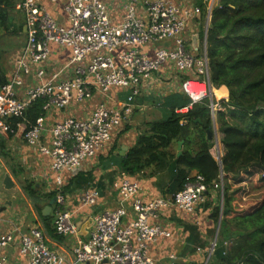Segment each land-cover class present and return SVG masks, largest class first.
Returning a JSON list of instances; mask_svg holds the SVG:
<instances>
[{"label": "built area", "instance_id": "1", "mask_svg": "<svg viewBox=\"0 0 264 264\" xmlns=\"http://www.w3.org/2000/svg\"><path fill=\"white\" fill-rule=\"evenodd\" d=\"M47 3L55 6L54 12ZM16 8L24 17L26 41L14 57L12 74L0 87V132L13 133L10 120L24 118L28 106L43 99V113L33 122L25 121L22 138L47 166L45 191L56 192L55 231L75 236L72 252L80 263L155 264L149 244L170 232L154 220L169 206L192 212L204 202L208 187L202 175L187 177L184 187L170 198L159 195L143 200L139 183L125 171H117L112 187L118 203L96 214L86 239L76 236L72 218L94 205L99 192L96 188L82 191L77 204L66 210L62 190L97 153L110 148L133 111L135 98L152 84L160 86L161 78L169 80L168 91L185 93L189 105L208 98L210 114L215 116L221 98L214 99L215 86L209 78L208 25L200 55L186 46L182 35L188 21L201 15L200 7L188 0H21ZM54 54L62 56L56 67ZM86 100L94 101L84 109ZM72 106L75 111L60 114L49 130L45 128L47 111L66 112ZM221 156L216 154L218 162ZM212 187L223 194L222 173ZM128 204L134 216L126 222ZM47 240L38 225L20 234L17 250L22 264H64L65 257ZM13 242L12 233L1 234L0 255Z\"/></svg>", "mask_w": 264, "mask_h": 264}, {"label": "trees", "instance_id": "2", "mask_svg": "<svg viewBox=\"0 0 264 264\" xmlns=\"http://www.w3.org/2000/svg\"><path fill=\"white\" fill-rule=\"evenodd\" d=\"M11 1L0 0V33L6 28ZM207 1L196 0L202 14ZM206 53L211 84L228 89L227 99L220 100L221 107L216 111L223 146L220 162L209 151L213 145L210 100L202 99L187 111L176 112L174 109L186 105L188 98L170 93L164 98H153L163 117L151 122L148 131L138 134L135 144L119 158L118 166L133 174L157 161L173 138L188 144L189 133L193 132L198 149H187L174 160L176 190L184 187L188 177L180 165L202 175L207 191L221 173L224 181L222 206H215L211 214L215 224L221 219L217 239L206 262L201 264H264V0H215L206 32ZM6 81L0 69V87ZM42 104L43 99L39 98L28 106L24 118H12L13 133L9 135L16 132L17 122L35 121L43 113ZM255 177L254 185L260 194L252 200L246 181ZM23 189L37 198L33 183L25 184ZM55 194L50 191L41 195L49 200ZM54 209L46 216L40 215V220L48 237L61 241L63 235L52 225Z\"/></svg>", "mask_w": 264, "mask_h": 264}, {"label": "crops", "instance_id": "3", "mask_svg": "<svg viewBox=\"0 0 264 264\" xmlns=\"http://www.w3.org/2000/svg\"><path fill=\"white\" fill-rule=\"evenodd\" d=\"M20 1L21 0L11 1V7L7 12L6 28L3 30L4 33H0V44L4 43L0 46V69L6 79L12 74L14 57L26 41L24 17L16 8ZM177 1L182 3L187 2V0ZM188 1L199 6L195 0ZM46 6L53 12L55 11V6L53 4L47 3ZM208 10L209 5L207 1L205 13L202 14L203 12H201L200 16L189 20L182 34L186 41V46L197 55H200L203 50L204 30L206 24H208L206 17ZM58 19H61L60 15ZM18 33H21L22 40L17 36ZM20 41H23L22 44ZM8 45L12 46L10 47V51L2 49V46L5 48ZM53 49L55 48L53 47ZM51 58L53 67H56L55 64L62 60V56L57 54H54ZM161 79H164V82L162 83L160 81V86L156 87L152 84L146 88V91H142L141 94L136 97L141 100V104H136V102H134L133 111L143 110L148 107L147 101L154 102L153 98H164L170 93L181 94L188 98L187 104L179 107L183 108L187 106L183 112L191 108L193 104L189 105L190 99L185 93L179 89L168 91L166 86L169 84V80L166 78ZM26 81V84H30V78H26ZM177 81L178 78L176 79V82ZM213 93L214 99H227L228 89L225 85H221L218 88L214 87ZM96 99L98 100L97 97ZM93 101L94 100H86L82 104V107L84 109L90 107ZM152 107L158 111V116H150L151 120H146L144 118L145 116H129L126 121V125L129 124V126H127L122 133L119 134L122 129L116 133L110 148L97 153L71 180H69L70 182L68 181L69 184L64 193L65 200L62 205L66 210L72 209L77 204V198L82 191L89 188H96L99 192V198L94 205L85 207L84 210L72 218L74 223L78 221L75 223L77 227L76 236L78 238L86 239L88 237L97 213L105 209L114 208L117 205L118 193L112 187V180L115 178L117 171H125L118 166L119 158L123 157L135 144L139 133L148 131L151 122L163 117L161 108L155 105V103H153ZM74 108H76V106H72L66 112L56 109L47 111L45 114V128L49 130L53 122L59 117H62L59 116L60 114L71 113L75 111ZM174 110L176 111L177 108ZM216 117V113L214 117L210 114L213 128L212 141L214 144L216 143L215 147L218 148L214 149L215 147L212 145L209 151L215 160H217L216 154L218 152L221 154L223 153V146L220 142L221 133L217 129ZM26 120L17 122L16 132L12 135H9L10 133L6 134L0 132V169L2 166L7 168L10 167L21 184V187H19L14 178V187L11 188L12 191L4 190L3 188V192H1L0 214L2 215H0V235L10 232L14 235L15 242L9 244L1 251L0 264H22L17 250L19 235L27 232L31 226L38 225L42 228L37 210L40 212L48 202V200H45L41 195L42 192H46L47 166L42 158H39L37 154L25 144L24 139H22L21 131L23 130ZM187 149L190 151L198 149V142L193 132L189 133L188 144L181 138H173L169 144L161 150L162 154L157 161L143 166L133 174L125 171L139 183L141 187L139 193L143 200L151 199L159 195L170 198L173 192L177 191V180L175 181L173 164L175 158ZM17 159L21 161L22 164H20ZM39 159L42 160V162ZM179 167L185 169L188 177H193L198 174L195 169L182 165ZM29 183L34 184V189L38 192L35 194L37 198L30 197L24 191L23 186ZM217 190L219 189L214 187L209 188L206 192L205 201L196 205L192 212L184 211L176 206H169V208L159 212L154 221L165 227L170 232V235L167 237H160L155 242L149 244V254L156 260L155 264H201L206 262L217 239V237L215 239V235L218 222L215 224L211 217L214 207L222 206L223 194L221 195L220 190L219 193ZM30 198L34 201L35 206H32ZM52 207L55 208V204H53ZM133 216L131 206L129 204L126 205V215L123 221H130ZM53 223L54 216L52 219V225L54 227ZM195 234L197 237L193 236ZM47 244L58 250L65 257L66 261L64 264H77L72 252L75 244V236L63 235L61 241L48 239ZM81 264H86V262Z\"/></svg>", "mask_w": 264, "mask_h": 264}, {"label": "rangeland", "instance_id": "4", "mask_svg": "<svg viewBox=\"0 0 264 264\" xmlns=\"http://www.w3.org/2000/svg\"><path fill=\"white\" fill-rule=\"evenodd\" d=\"M196 1V0H195ZM209 1L210 0H208V5H209ZM20 15V14H19ZM3 32V31H2ZM4 33V32H3ZM17 36H19L20 37V39L22 40V36H21V33H18V35ZM13 41V40H12ZM21 42V41H20ZM23 42V41H22ZM22 42H21V44H22ZM4 44V43H3ZM3 44H0V46L1 45H3ZM7 44V43H6ZM10 47H12L11 45H8V46H6L5 48H3V46H2V49H6L7 51H10ZM194 85L197 87H199V88H203V84H198V83H194ZM216 88H218V87H216ZM121 96H123L122 94H120ZM135 102H136V104H141V100L140 99H138V98H136L135 99ZM153 101H147V105H148V107H146V108H144L143 110H134L132 113H131V115L130 116H145L144 118L146 119V120H151V118H150V116H158V111L157 110H155V108H153L152 106H153ZM144 120V119H143ZM127 126H129V124H127L126 125V123L124 124V126H123V128H122V130L119 132V134L120 133H122L123 132V130H125V128L127 127ZM22 132V131H21ZM21 136V135H20ZM23 139V138H22ZM20 143H22V142H20ZM23 144V143H22ZM213 145H214V142H213ZM214 154H216V153H214ZM38 156V155H37ZM36 156V157H37ZM23 158V157H22ZM40 160V159H39ZM17 161H18V159H17ZM41 162H42V160H40ZM20 164H22V162L21 161H18ZM28 171V170H27ZM5 173H8V168L7 167H4V166H2L1 167V169H0V197H1V192H3V185H2V179H3V176H4V174ZM17 180H18V178H17ZM224 182V181H223ZM246 186H248V188L251 190V192L253 193V195H252V197H251V199L252 200H257V194H260L259 193V191H260V189L257 187H255V185L254 184H257V177H255L254 179H250L249 181H246ZM44 188V187H43ZM43 188H42V191H43ZM4 190H5V188H4ZM6 190H8V191H12V189L11 190H9V189H6ZM218 191V193H219V190H217ZM218 196H219V194H218ZM0 201H1V199H0ZM0 215H2V214H0Z\"/></svg>", "mask_w": 264, "mask_h": 264}, {"label": "water", "instance_id": "5", "mask_svg": "<svg viewBox=\"0 0 264 264\" xmlns=\"http://www.w3.org/2000/svg\"><path fill=\"white\" fill-rule=\"evenodd\" d=\"M214 3H215V1L213 0L212 3H211V5H210V14H209V19H208V24H209V21H210L211 9H212ZM208 24H207V25H208ZM205 36H206V35H205ZM209 136H210V134H209ZM122 149H123V148H122ZM14 178H15V182L18 184V186L21 187V184H20V182L17 180V178H16V176H15L13 170L9 167V168H8V173H5V174H4L3 179H2V182H1L2 185L4 186L3 188H5V189H11V188H13V187H14V180H13ZM30 201H31V203H32V206H35V203H34V201H33L31 198H30ZM55 201H56V197H55V196L52 197V198H50V199L48 200L47 204H46V205L40 210V214H38V217L41 218L40 215H42V216H46V215L50 214V213H51V210H52V205L55 203ZM77 219H78V218H77ZM220 220H221V219H219L218 224H217V231H216L215 239H216V237H217V233H218V230H219ZM77 222H78V221H75V223H77ZM41 224H42V229H43L45 235L47 236L48 239H50V238L48 237V233H47V230H46L45 226L43 225L42 222H41ZM50 240H52V239H50ZM73 255H74V254H73ZM74 258H75V256H74ZM75 259H76V258H75ZM76 263H77V264H81V263L78 262L77 260H76ZM102 263L104 264V263H105V260H104ZM86 264H88V262H86Z\"/></svg>", "mask_w": 264, "mask_h": 264}]
</instances>
